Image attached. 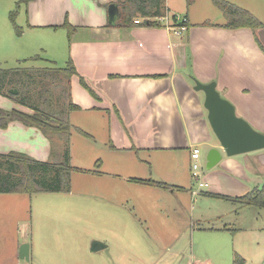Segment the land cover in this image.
<instances>
[{
	"label": "crops",
	"instance_id": "obj_1",
	"mask_svg": "<svg viewBox=\"0 0 264 264\" xmlns=\"http://www.w3.org/2000/svg\"><path fill=\"white\" fill-rule=\"evenodd\" d=\"M23 1L26 27L48 28L56 36H63L65 31L68 59L72 60L78 72L72 76L70 87L71 100L78 109L70 113L81 120L92 115L98 117L101 123L99 130H102L104 139L108 137L110 140L109 149L116 153L120 151L115 162H132L130 157L138 158L137 155L145 154L151 162L164 164L170 159L178 165L190 162L191 150L197 147L201 152L200 161L206 167L208 150L217 148L222 154L221 160L206 172L201 169L199 172L200 180L210 185L209 192L200 190L202 195L211 193L234 198L264 183V149L226 156L208 124L207 111L203 107L204 93L193 89L195 79L203 83L215 81L220 95L234 105L236 114L264 133V28L229 29L224 26V15L223 20L197 21L187 12V30L176 34L171 26L155 21L157 16L154 15L134 11L131 17L126 18L121 5L123 0ZM193 2L191 0L190 5ZM111 3L118 5L112 18L108 13ZM160 9L162 13L158 16L165 12L175 14L170 0H161ZM134 19L140 22L135 23ZM65 22L70 28L63 25ZM80 79L94 94L83 87ZM17 105L22 107L17 110L31 112L21 104ZM83 131L88 134V131ZM88 135L90 137L91 133ZM51 146L52 141L39 128L19 120H11L5 128L0 127V154L15 151L46 161L50 159ZM126 155L129 158H125ZM145 160L144 157L139 158L140 164L147 165ZM187 169L186 165L179 166L175 174L182 173L181 177H176L173 183L152 177H127L126 181L141 185L146 191H157L145 192L147 197L151 196L147 199L150 204L145 208L154 219L163 222L168 218L165 201L173 197L180 207L186 196L192 199L198 194L192 183L190 187ZM132 178L151 179L168 187L140 184L133 182ZM28 194L0 193V204L19 200ZM209 196L229 201L237 208L260 209L240 205L232 199ZM160 200L164 202L159 204ZM173 210L175 212L176 209ZM11 211L0 205L2 232ZM189 227L190 231L194 228L223 229L205 227L201 223L196 226L191 223ZM185 230L180 226L174 236L181 238L188 231ZM4 239L0 237V264H13L19 255L18 246L28 241H20V237L16 241ZM145 244L149 246L153 242L146 241ZM186 264L193 263L188 261Z\"/></svg>",
	"mask_w": 264,
	"mask_h": 264
},
{
	"label": "rangeland",
	"instance_id": "obj_2",
	"mask_svg": "<svg viewBox=\"0 0 264 264\" xmlns=\"http://www.w3.org/2000/svg\"><path fill=\"white\" fill-rule=\"evenodd\" d=\"M228 1L264 22V0ZM24 3L23 0H0V67L15 68L21 64L36 70L48 66L49 61L57 67H65L68 61L65 31L63 36H56L48 28L26 27ZM170 3L175 15L184 16L188 12L197 21L223 20V14L212 0H194L191 5H187V0H170ZM33 56L38 59L21 62ZM15 102L0 95V110L9 112L22 108L17 102L18 107H15ZM69 116L73 126L70 164L88 171L71 173L70 192H39L0 204L12 210L7 214L9 218L4 231L0 230V237L5 241H16L20 237V241H28L30 245L29 259H21L18 255L13 264H186L188 261L193 264H234L236 255L243 258V264H262L264 208H237L229 201L202 195L200 190L209 192L210 185L199 189L190 174L191 159L178 165L168 159L163 164L151 162L147 155L139 154L138 158L126 155L125 158L132 162L125 160L119 164L115 160L120 151L116 153L109 149L110 140L104 139L99 130L98 117L92 115L81 120L71 113ZM78 129L88 131L90 137L79 133ZM52 145L58 154L64 147L59 140ZM142 157L147 165L140 164ZM184 165L188 166L190 187L192 183L197 196L190 199L184 195L186 201L180 207L173 197L165 202L160 200L159 204L164 202L168 218L163 222L154 219L146 211V204H150L147 199L151 196L147 197L145 192L157 191H146L141 185L128 183L126 178L152 177L173 183L182 174L176 175V170ZM199 165L201 170H208L203 161L199 160ZM96 171L105 175L98 176ZM190 222L195 226L201 223L205 227L222 229L225 226L231 230L194 228L190 231ZM183 223L185 225H181ZM180 226L188 231L185 230L181 238L175 237ZM95 241L104 246L92 251ZM146 241H152L153 245L146 246Z\"/></svg>",
	"mask_w": 264,
	"mask_h": 264
},
{
	"label": "trees",
	"instance_id": "obj_3",
	"mask_svg": "<svg viewBox=\"0 0 264 264\" xmlns=\"http://www.w3.org/2000/svg\"><path fill=\"white\" fill-rule=\"evenodd\" d=\"M190 3L191 0H187V5ZM212 3L225 16L226 28L247 27L251 30L264 28V23L244 8L227 0H212ZM121 5L126 18L131 17L134 11L142 15L154 16L162 13L161 0H123ZM63 25L70 28L67 22ZM204 25L208 24L204 23ZM258 45H260L259 42ZM37 59L38 56H33L21 62ZM74 75H78V72L71 59H68L65 67H57L52 61H49L48 66L36 70L24 68L21 64L15 68L0 67V95L10 97L31 110L30 113L17 109L9 112L0 110V127L5 128L11 120H19L25 125L39 128L53 143L59 140L64 146L58 154L52 145L50 156L52 159L46 161L15 151L0 154V193H67L71 190V173L88 171L70 164L69 144L73 126L69 121V113L78 109L70 96L71 78ZM80 83L94 94L82 79ZM9 89H16L17 93H10ZM78 131L89 136L80 129ZM131 180L155 187H168L163 182L151 179L132 178ZM209 195L232 199L244 206L264 208V183L234 198L211 193ZM243 263V259L236 255L234 264Z\"/></svg>",
	"mask_w": 264,
	"mask_h": 264
},
{
	"label": "water",
	"instance_id": "obj_4",
	"mask_svg": "<svg viewBox=\"0 0 264 264\" xmlns=\"http://www.w3.org/2000/svg\"><path fill=\"white\" fill-rule=\"evenodd\" d=\"M117 9L116 3L109 4V17L115 16ZM193 89L204 93L203 107L207 111L208 124L226 156L264 149V133L256 130L246 119L236 114L234 105L220 95L215 81L203 83L195 79ZM9 92L16 94L17 90L9 89ZM221 158L220 150L210 148L206 154V168H212ZM100 246L104 245L95 241L91 250L96 251ZM18 254L21 259L28 260L29 244H21Z\"/></svg>",
	"mask_w": 264,
	"mask_h": 264
},
{
	"label": "built area",
	"instance_id": "obj_5",
	"mask_svg": "<svg viewBox=\"0 0 264 264\" xmlns=\"http://www.w3.org/2000/svg\"><path fill=\"white\" fill-rule=\"evenodd\" d=\"M155 21L161 22L165 24L166 26H171V28L175 31L176 34H180L181 32H184L187 30L188 27V19L187 17L180 16V15H175V14H170L168 12H165V14L161 16L154 17ZM135 23H139V19H134ZM200 149L197 147L192 148L191 153H190V159H191V175L192 178L197 182L198 187L204 188L208 184L202 180H200V165H199V160H200ZM193 193H196L193 191ZM199 264V263H195ZM262 264H264V260L262 261Z\"/></svg>",
	"mask_w": 264,
	"mask_h": 264
}]
</instances>
